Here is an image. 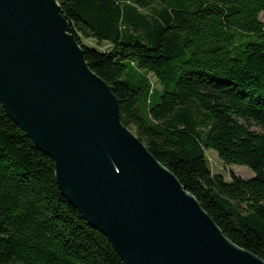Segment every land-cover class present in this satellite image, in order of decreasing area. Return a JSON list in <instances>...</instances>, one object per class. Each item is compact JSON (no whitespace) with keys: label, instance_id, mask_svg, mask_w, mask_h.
<instances>
[{"label":"trees","instance_id":"1","mask_svg":"<svg viewBox=\"0 0 264 264\" xmlns=\"http://www.w3.org/2000/svg\"><path fill=\"white\" fill-rule=\"evenodd\" d=\"M56 1L121 123L229 240L264 260V0ZM207 150L254 177L212 174ZM0 264H125L1 103Z\"/></svg>","mask_w":264,"mask_h":264},{"label":"water","instance_id":"2","mask_svg":"<svg viewBox=\"0 0 264 264\" xmlns=\"http://www.w3.org/2000/svg\"><path fill=\"white\" fill-rule=\"evenodd\" d=\"M56 0H0V103L125 264H264L121 123Z\"/></svg>","mask_w":264,"mask_h":264},{"label":"rangeland","instance_id":"3","mask_svg":"<svg viewBox=\"0 0 264 264\" xmlns=\"http://www.w3.org/2000/svg\"><path fill=\"white\" fill-rule=\"evenodd\" d=\"M259 18L264 22V13H261ZM82 42L85 45L98 48L99 50H104L106 47L105 43H103L101 46H98L96 41L92 39L82 40ZM150 82L152 83L153 88H159L152 75H150ZM206 158L212 174L221 175L227 181L230 180L232 175L241 177L243 179L254 177V173L246 166L228 165L223 163L218 158L217 154L212 150L206 151Z\"/></svg>","mask_w":264,"mask_h":264}]
</instances>
